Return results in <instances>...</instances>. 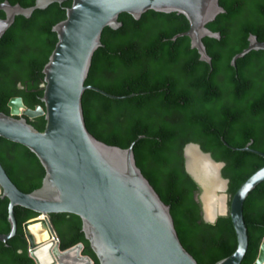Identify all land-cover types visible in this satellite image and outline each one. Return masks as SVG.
Here are the masks:
<instances>
[{
	"label": "trees",
	"instance_id": "16d2710c",
	"mask_svg": "<svg viewBox=\"0 0 264 264\" xmlns=\"http://www.w3.org/2000/svg\"><path fill=\"white\" fill-rule=\"evenodd\" d=\"M9 1L29 8L38 0ZM221 4L227 13L209 27L223 38L205 39L212 64L202 60L189 37L173 40L190 29L183 14L149 10L137 20L122 13V27L104 29L103 46L94 55L86 81L122 98L91 89L83 96L86 125L97 139L120 148L135 142L137 165L171 205L179 236L200 264H216L229 256L238 240L230 214L214 223L204 220L196 197L199 185L185 166L186 145L197 143L214 159L226 162L222 171L230 180L231 195L264 166V157L241 150L253 142L251 147L264 153V50L252 51L238 59L236 67L232 65L248 47L251 34L264 42V0H221ZM72 6L69 0L39 9L30 18L19 16L0 39V111L10 114L9 102L18 96L32 109L45 106L44 70L59 42L54 27L67 19ZM29 121L45 131L46 117ZM0 159L24 191L43 186L47 170L27 146L0 136ZM10 202L0 195V231L5 233L12 229ZM16 213L19 228L7 242L0 241V264H36L23 224L40 213L21 205ZM244 217L249 246L241 264H254L264 237V181L246 198ZM51 218L62 249L83 242V252L99 264L79 215L61 212Z\"/></svg>",
	"mask_w": 264,
	"mask_h": 264
},
{
	"label": "water",
	"instance_id": "95a60500",
	"mask_svg": "<svg viewBox=\"0 0 264 264\" xmlns=\"http://www.w3.org/2000/svg\"><path fill=\"white\" fill-rule=\"evenodd\" d=\"M66 1L69 0H38L29 8L14 5L9 0L1 3L0 12H5L7 17L0 16V39L19 16L30 18L39 9ZM72 1L67 19L54 27L59 42L44 70L45 106L32 109L23 97L18 96L9 102L10 114L0 111V136L30 148L47 170L43 186L26 192L13 180L0 159V194L11 200L9 218L12 224L10 232L0 231V241L7 242L17 234L16 206L21 205L43 215L23 224L29 254L36 264H93L92 257L83 253V242L61 248L51 219L52 213L61 212L82 218L84 236L99 264H200L179 236L171 205L162 199L137 165L133 151L135 142L128 148H120L97 139L86 125L83 96L91 89L114 99L122 98L86 85L94 55L103 46V31L106 27H122L123 23L119 21L122 13L131 14L137 20L149 10L183 14L190 22V29L173 40L189 37L192 47L200 51L202 60L212 64L205 39L221 40L223 36L221 32L213 31L209 24L227 10L221 0ZM259 50H264V42L251 34L248 47L233 58L232 65L236 67L238 59ZM40 117L47 119L45 131H40L29 121ZM223 141L230 146L224 138ZM252 144L250 142L241 150L264 157L262 151L251 147ZM190 148H195L205 161H211V168L216 169V175L227 184V198H230L227 208L212 218L207 216L205 203V180L210 176L209 169L201 165L196 166L198 173L191 169ZM184 155L186 170L200 188L196 197L202 204L204 220L214 223L219 216L230 214L236 230V250L216 264H241L249 246L244 204L249 193L264 181V166L230 195V180L222 172L225 161L214 159L197 143L187 144ZM254 264H264V237Z\"/></svg>",
	"mask_w": 264,
	"mask_h": 264
},
{
	"label": "bare ground",
	"instance_id": "6f19581e",
	"mask_svg": "<svg viewBox=\"0 0 264 264\" xmlns=\"http://www.w3.org/2000/svg\"><path fill=\"white\" fill-rule=\"evenodd\" d=\"M189 155L192 158V166L191 169L198 173L199 171L196 169L199 168V166H203L209 169V175L206 176V194H205V203H206V210H207V216L212 218L216 213L225 211L227 208V184L224 179L217 176L215 173L216 169L211 168V161H205L198 155V152L196 151L195 148H190L189 149ZM200 162L201 164L197 165L196 163ZM211 163V164H210ZM217 168L218 165L214 164ZM203 182V180H201ZM221 190V192L219 191ZM43 217V216H42ZM49 236V234H46Z\"/></svg>",
	"mask_w": 264,
	"mask_h": 264
},
{
	"label": "clouds",
	"instance_id": "9594fccd",
	"mask_svg": "<svg viewBox=\"0 0 264 264\" xmlns=\"http://www.w3.org/2000/svg\"><path fill=\"white\" fill-rule=\"evenodd\" d=\"M223 36V35H222ZM5 166V165H4ZM7 169V168H6ZM223 172V171H222ZM12 177V176H11ZM225 177V176H224ZM226 178V177H225ZM229 179V178H228ZM14 180V179H13ZM230 182V181H229ZM20 187V186H19ZM23 190V189H22ZM228 190H229V188H228ZM229 193V192H228ZM230 194V193H229ZM0 195H2V194H0ZM231 195V194H230ZM229 199L230 198H227V202H229ZM38 216H43V215H38ZM38 216H36V217H38ZM33 218H35V217H33ZM10 219V218H9ZM32 219V218H31ZM52 219V218H51ZM29 220V219H28ZM59 236V235H58ZM60 238V237H59ZM61 241V240H60ZM28 251H29V248H28ZM84 253V252H83Z\"/></svg>",
	"mask_w": 264,
	"mask_h": 264
}]
</instances>
